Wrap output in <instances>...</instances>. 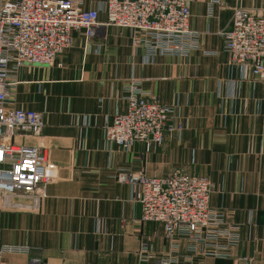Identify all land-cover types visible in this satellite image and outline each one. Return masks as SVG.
Returning a JSON list of instances; mask_svg holds the SVG:
<instances>
[{
  "label": "crops",
  "instance_id": "1",
  "mask_svg": "<svg viewBox=\"0 0 264 264\" xmlns=\"http://www.w3.org/2000/svg\"><path fill=\"white\" fill-rule=\"evenodd\" d=\"M106 0H86L97 7ZM210 0L191 4V26L201 46L187 56L145 60L130 29L102 26L87 38L74 31V44L53 65L25 64L17 75L13 106L39 111V138L51 164L52 181L37 207L4 206L2 240L32 247L30 254H5L0 264H140L138 251L150 240L155 253L168 250L164 226L141 220V205L120 170L163 177L176 169L208 176L210 205L240 228L241 242L230 257H205L198 264H235L248 257L264 264V81L249 67L230 61L219 34L234 10L264 12V0ZM106 21V13L100 14ZM173 108L162 144L137 142L122 149L105 138V125L127 108L129 81Z\"/></svg>",
  "mask_w": 264,
  "mask_h": 264
},
{
  "label": "built area",
  "instance_id": "2",
  "mask_svg": "<svg viewBox=\"0 0 264 264\" xmlns=\"http://www.w3.org/2000/svg\"><path fill=\"white\" fill-rule=\"evenodd\" d=\"M195 0H106L87 7L86 0H0V262L5 254H30L32 247L2 240L4 206L37 207L52 181L51 164L41 144L19 142V137L39 138L45 122L39 111L13 106L17 75L25 64L53 65L74 44L73 32L93 38L102 27L130 29L134 45L145 60L158 55L187 56L201 46V33L191 26ZM222 0H210L209 10ZM106 13V21L100 14ZM230 61L249 67L264 81V12L234 10L231 26L219 33ZM127 108L105 125V138L122 149L137 142L146 149L162 144L167 131L182 130L171 123L173 108L144 91L140 81L127 86ZM120 183L132 189L141 205L144 222L164 226L166 252L155 253L150 240L138 251L140 264H198L205 257H230L241 242L240 228L223 210L210 205L213 182L205 175L176 169L163 177L143 171L120 170ZM28 264H44L33 258ZM235 264H250L242 257Z\"/></svg>",
  "mask_w": 264,
  "mask_h": 264
}]
</instances>
